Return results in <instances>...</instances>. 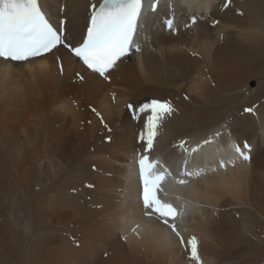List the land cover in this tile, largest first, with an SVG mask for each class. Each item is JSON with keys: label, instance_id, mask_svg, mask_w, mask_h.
<instances>
[{"label": "bare ground", "instance_id": "1", "mask_svg": "<svg viewBox=\"0 0 264 264\" xmlns=\"http://www.w3.org/2000/svg\"><path fill=\"white\" fill-rule=\"evenodd\" d=\"M166 1L185 3L181 19L208 20L177 37L153 23L144 52L110 84L88 72L73 83L83 68L65 52L63 75L54 55L0 61V264H264V0ZM63 3L69 34L80 32L89 1L43 7L57 21ZM153 99L174 108L154 153L181 156L180 143L212 138L255 145L249 166L184 192L197 206L185 230L199 262L164 227L142 223L129 160L145 122L133 124L122 105Z\"/></svg>", "mask_w": 264, "mask_h": 264}, {"label": "snow or ice", "instance_id": "2", "mask_svg": "<svg viewBox=\"0 0 264 264\" xmlns=\"http://www.w3.org/2000/svg\"><path fill=\"white\" fill-rule=\"evenodd\" d=\"M230 4L231 0H225L224 7L227 8ZM157 6L158 0L152 3L151 11L155 12ZM142 10L143 0H101L99 5L90 4L86 31L80 41L73 43L69 39L67 28V24L71 21L65 17L54 24L50 15L43 10L40 0H0V58L6 61H28L30 58L40 57L53 50L59 51L63 47L70 56L78 58L92 73L108 79L106 74L116 68L117 62L133 47L139 51L135 39L138 36ZM63 11L64 8L61 7L60 12ZM165 23L169 29L174 26L171 19ZM192 23H196L195 16L192 17ZM128 107L136 113H147L145 133L140 139L146 142L147 150H151L158 134L160 121L165 115H171L174 108L171 103L156 99L140 105L139 109H133L132 105ZM245 111L251 112L252 109L247 108ZM134 118H138V115ZM106 139L110 141L111 137ZM243 147L251 150L247 143ZM235 151L243 160H250V156L241 151L239 145L235 146ZM138 163L143 184V207L147 210L144 215H158L163 223L168 224L167 218L174 219L178 212L171 203L163 202L157 194L162 191L160 185L165 179V174L155 172L156 165L149 161L147 156H143ZM186 174L191 175V173ZM179 183L183 184L185 181L181 180ZM169 227L180 238L181 244L190 246L191 257L199 262L197 238L192 237L185 241L174 223Z\"/></svg>", "mask_w": 264, "mask_h": 264}, {"label": "rangeland", "instance_id": "3", "mask_svg": "<svg viewBox=\"0 0 264 264\" xmlns=\"http://www.w3.org/2000/svg\"><path fill=\"white\" fill-rule=\"evenodd\" d=\"M184 10H186L185 8H183Z\"/></svg>", "mask_w": 264, "mask_h": 264}]
</instances>
